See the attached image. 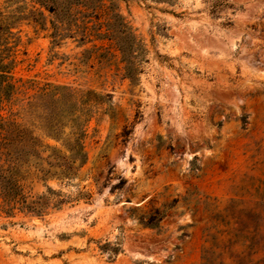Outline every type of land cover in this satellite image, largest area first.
<instances>
[{"label": "rangeland", "instance_id": "obj_1", "mask_svg": "<svg viewBox=\"0 0 264 264\" xmlns=\"http://www.w3.org/2000/svg\"><path fill=\"white\" fill-rule=\"evenodd\" d=\"M0 15L24 83L4 117L60 147L29 97L102 96L78 175L20 182L51 198L43 215L0 188V264H264V0H0ZM120 23L144 49L134 82Z\"/></svg>", "mask_w": 264, "mask_h": 264}, {"label": "trees", "instance_id": "obj_2", "mask_svg": "<svg viewBox=\"0 0 264 264\" xmlns=\"http://www.w3.org/2000/svg\"><path fill=\"white\" fill-rule=\"evenodd\" d=\"M9 25L0 15V188L7 206L13 209L19 207L40 216L51 203V198L42 195L28 199L21 180L31 176L32 170L44 182L71 180L78 175L88 159L84 144L86 125L102 103V96L69 85L46 84L37 94L29 97L25 114L37 121V130L46 138L60 143V147L46 144L34 130L17 124L10 116L4 117L1 112L5 105L22 93L24 87L22 80H16L13 72L16 61L13 47L8 46L9 37L5 34H10ZM115 29V35L121 34L119 39L124 43L121 51L126 62V77L134 82L144 49L132 57L133 42L131 44L130 39L134 41L133 35L126 31L128 27L124 23ZM49 194H54L51 188ZM163 217L162 212L155 211L144 225L157 227Z\"/></svg>", "mask_w": 264, "mask_h": 264}, {"label": "bare ground", "instance_id": "obj_3", "mask_svg": "<svg viewBox=\"0 0 264 264\" xmlns=\"http://www.w3.org/2000/svg\"><path fill=\"white\" fill-rule=\"evenodd\" d=\"M247 65H249V64H247ZM249 66L251 67V65H249ZM253 68H254V67H253ZM248 69H249V68H248ZM261 70H262V69H261ZM253 71H254V70H253ZM262 71H264V69H263ZM262 71H261V72H262ZM256 72H259V70L257 69ZM251 74H252V73H251ZM263 74H264V73H263ZM257 76H258V75H257ZM258 77H260V76H258ZM261 78H262V76H261ZM262 80H263V78H262Z\"/></svg>", "mask_w": 264, "mask_h": 264}]
</instances>
